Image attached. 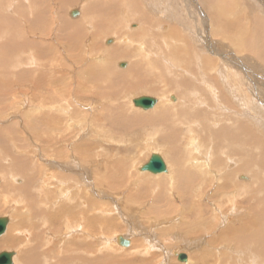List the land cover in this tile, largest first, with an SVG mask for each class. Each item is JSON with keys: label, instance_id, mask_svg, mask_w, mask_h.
Segmentation results:
<instances>
[{"label": "rangeland", "instance_id": "1", "mask_svg": "<svg viewBox=\"0 0 264 264\" xmlns=\"http://www.w3.org/2000/svg\"><path fill=\"white\" fill-rule=\"evenodd\" d=\"M1 1L6 4L11 3V0H0V5ZM35 1L36 4H41L46 7L45 12L47 10L50 11V13H47L48 16H51L54 20H59L58 10L60 3L57 0ZM101 1L102 2L98 0V3H96L93 8H89L88 11L86 8L83 9L75 3L72 5L66 4V9L61 12L62 22L63 26L69 25V22H75L77 28H69V30L75 32L73 38L67 39L69 41H61L55 32H52L50 36L43 37L39 34L37 38L40 37V39H37V42H40L42 46H48L49 50L43 52L42 48L28 49V54H24V57L33 55V58L31 59L36 57L42 59L47 58V60H51L53 63H59L63 66V70H54L51 68V70H53L52 72L47 73L45 70L42 71L44 72L45 79L60 73L55 77L58 79L61 77L62 82L60 85L66 84L65 88L68 92L65 94L71 95L69 110L71 111L73 118L70 122L68 124L66 122L59 123V126L54 131H47L42 124L38 123L37 125H34L36 133H33L30 129V123L35 116L30 112L31 108L29 104L20 106L14 111L4 108L8 114L6 116L1 113L3 109L0 107V134L2 137L0 138V191L6 193L5 187L10 185V182L19 187H23L25 184L31 185V191L26 189V192L30 193L26 199L23 197L25 190L22 193L14 192L11 195H0V205L7 203L0 209V217H6L9 220V226L6 232L0 236V253H11V257L12 254L16 255L18 252H25L23 253L24 255H29L28 250L31 248L30 242H24L21 245L17 242L14 245L12 244V240L16 239V235L20 233L17 231L21 229L23 225L29 224V221H26V212L50 211L51 207L49 206V203L54 196H57L59 199V194L61 192L60 186L64 182V180L61 181L57 178V173L59 172L64 175L67 171H71L72 174H70V177L73 178L75 173L80 171L79 164L74 162L75 159L82 160L87 155H90L94 162L104 160L116 169L117 177L112 181V183L116 185L115 187L118 188V184L124 183V187H122L123 190L110 191L111 195L118 196L122 199L120 202L123 203V208H125L123 210L121 207L124 213H121L120 210L117 211L118 207L116 205L113 208H104L105 210H103L100 205L105 220L112 219L113 217L116 220V226L109 231L107 239H112V241H115L119 247H123L120 244V240L124 238L120 237L117 241L118 236H125L132 239L133 244L141 243L144 241L143 239H145L146 242L144 243L146 246L149 245L150 247L147 246L148 248H144L152 250L148 256L155 255L159 261L158 264H186L181 263L177 256L173 254L174 252L181 253L183 251L188 254L190 260L194 255H198L199 257H208V264H219L217 258H213L212 247L209 246V243L212 242V238L222 231V225H217L214 222L213 213L217 208H222V212L231 211L232 204L222 199V206L220 205L222 197L217 193H213L215 187L218 186V184L216 185V181L212 180L214 177L207 179L205 183H200L199 177L194 175L193 184L190 182L193 181L192 176L183 179L185 173H179L176 171L181 166L189 167L192 165L191 162L194 161V157H199L198 161L202 163V156L193 157L190 152L186 150L188 149V143L192 138V135H190L192 133L190 132L195 133L197 142H200L201 145L204 143L202 154L207 156L210 151L209 154L212 157L207 158L213 166L218 164L214 159L216 158L219 160L221 155H223V152H230L232 154V147H230V151L228 148L223 152L221 151L223 148L222 145L224 146V144L228 143L223 141V143L220 142L221 140L218 136L220 138L222 137V127L226 126L225 123H227L228 117L230 114H233L236 117L234 121L241 122V124L246 126L244 130L248 139L251 141L249 148H247L248 153L251 154L252 146L256 156V158H254L255 165L259 166L262 171L255 174L243 173L242 175H238L235 178L237 182L235 180L226 179L224 180L222 189L237 193L236 197L233 199H237L236 201L239 204L248 207L247 209L250 211L252 206L247 202L250 198H248V196L255 197L257 193H263L264 196L262 190L258 192L259 190L254 188L247 191L241 188V185L238 184V182L250 184L253 180L258 179L257 185H260L259 183L264 180V126L261 127L260 125H257L254 118L247 119L245 117V114L249 111V109L247 110V105L250 104V100H252L251 106L252 111H254V108H259L261 104H264V99L258 101V99H256L251 93L258 85L254 78L246 76L242 69L238 70L232 67L228 62L222 60L221 56L213 57L214 53L218 52L222 54L224 52L221 48V45L223 44L227 46V49L229 46V49L226 50H230V52L226 54L228 59L231 58L232 55L238 56L246 53L247 55L253 56V58L256 59L257 64L264 67V0H257V3L253 1V6L255 3L258 5L257 7H253L254 12L253 9H251L252 4L249 3L251 2L250 0L249 2L246 0V3L244 0H227L230 2V5H223L227 14L240 12L239 16L231 18V20H241V34H246V40L235 48L234 46L236 45V42H234V38H231L232 36H230L228 32L225 33V31L222 30V34L212 35L213 28H211L209 32L207 31L208 34L213 37V40L222 43H220L221 45L216 51L209 50V47L206 46L203 49L205 50V53H201L200 51V40H204L207 37L205 36L204 30V28H206L205 24L201 22L202 20L200 16L198 17L195 11L190 12L188 10L185 0H157L158 3L156 0H142L143 6L141 9L145 6L155 9L157 14H159L156 17L160 19V22L165 24L168 23V25L171 24L180 30L182 29L184 34L187 35L184 36V40L190 46L189 48L191 49L193 44L194 50L198 52L196 53L198 54V58L200 55L199 53H201L204 60L208 59V61L205 62L203 60L196 61L194 58L187 65L188 67H191L188 74L183 70V67L179 66L177 68H182L181 74L185 73L182 75L184 80H190L193 82L191 83L192 89H197L194 94L190 93L195 97L190 100V107L201 105V109H206V113L204 115L196 114L191 119L190 111L180 115V117L176 114V121L174 115L170 113V107L178 106L181 102L179 101L180 98L184 99L183 95H181L177 89L171 87L170 81H173L176 77H180L175 75L174 71H176V68H174L173 64L171 65L172 62H170V65L173 66L174 69L169 66L168 60H162V58H160V52L158 55L159 57L156 58V54L154 55L156 60H159L157 63L155 60V63H159L158 65L161 67L159 70L156 69L157 72L150 69L151 72L147 74V71L150 70H148V67L146 66L142 75L144 77L143 81L138 82V79H123L120 73L128 71L133 63L130 56L116 60V53L121 48L125 47L129 41L132 48L134 46L136 47V42L138 40L136 38L134 39V36H129V34L126 33L128 29L125 27L120 30L121 32L119 31L116 34L117 38L113 33L104 32V29L110 25V22L105 20V16L108 14L105 9H107V11L110 10L111 12L109 19H112L113 16L115 19H119L121 17V12H123V9L126 7H123L125 4L124 0ZM26 3L34 5L33 2L26 1ZM217 4L222 6L223 3L220 0H210L209 3L203 7L206 9L208 16L212 20ZM74 8L81 11L82 15L79 13L78 15L70 14L68 16L67 12ZM115 8H117V10L114 13ZM166 8L173 11V14L176 17L168 14V12L165 11ZM191 8L193 7L191 6ZM24 10L26 9L24 8ZM19 12L22 13V10ZM5 13L6 12H4V15ZM85 13L94 20L91 21L93 25L91 26L92 30H90V32H87V27H84V25L81 24V20L83 16H85ZM115 16H117V18ZM126 18L127 17L124 14L123 24L129 23L130 21L138 24V20L134 21V19L130 17ZM78 21L80 22L76 23ZM189 23L193 24L197 31H188L185 25ZM202 23L204 27L201 30L199 27ZM49 24L51 23L49 22ZM51 27L54 28L52 25ZM29 32L30 30H28V33ZM186 32L189 33L187 34ZM24 33L25 31L22 32L21 35H25ZM195 34H198L199 36H196ZM67 37H69L68 34ZM108 40L114 41L109 44L107 42ZM180 47L181 48L176 49V55H179L185 50L182 45H180ZM108 49L111 51L108 52ZM58 53H61L60 59L57 56ZM128 53L131 55V52ZM208 53H211L213 56L211 57ZM14 56L15 54L12 55L14 60L12 59L10 61V65L6 64L7 66L5 65V68H0V71L1 69L4 71V73L0 72V91H3V93H0V97L6 92H9L8 94H13V92L10 91V88L12 87L10 78L4 83L1 80V78L6 79L4 77L6 72H21L30 69L32 66V62L27 61L18 69H15L13 65L18 61H15ZM216 60L218 61L215 63ZM122 63H125L124 68H122ZM104 64H107L111 68V71H115L116 76L110 78L107 73L108 70ZM141 64L143 65V62ZM158 65L154 66L160 68ZM58 67H60V65ZM167 67L173 69V76L170 75L169 77L171 72L169 74L163 72V69H167ZM91 68L94 69L93 73L97 74V77H99L95 84H92L89 81V77L85 76V71L91 70ZM251 68L255 69L254 67ZM206 69H208V71H206ZM151 73H153V75L148 76L151 75ZM162 74L165 78L159 79L158 77ZM230 74L232 75L230 76ZM145 76H147V81H145ZM191 76L194 77L192 78ZM150 77H153L154 79L152 78L151 80ZM155 78H157V82L155 81ZM234 79L238 80L240 84L238 88L240 94L238 96H235L234 91H232V88L235 86ZM258 80L262 81L263 79L262 77H258ZM196 81L198 82L196 83ZM79 83L83 85V91L81 93L77 91ZM196 84L198 86H196ZM206 84L210 87H216L220 91V95L218 96L212 91L208 93L206 90ZM227 87L230 88L232 93L228 92L230 90ZM17 88L18 87L16 86L15 90ZM22 88L27 91L31 90L30 86H23ZM243 90H246V94L243 93ZM30 96H33L34 98H42L39 94L32 93ZM142 96L156 98L158 99L159 104L162 102L167 108L165 112L162 111V114L166 116L167 119L159 121L158 116L150 122L151 126L149 123H141V121L145 120L144 118L148 112L153 111L154 108L144 109L136 107L133 101ZM243 96L250 99L248 103H242L240 101L244 98ZM221 100L224 101L222 102ZM14 101L11 100L9 103L15 105ZM181 103L185 104L186 101L184 102L183 100ZM227 103L229 104L227 105ZM132 105L135 109L140 111L135 112ZM229 105L233 107L231 110L233 111L234 109L236 113H230L226 109L229 108ZM201 106L195 108L194 111L199 110ZM222 107H224V109ZM45 109L48 111L46 105ZM88 109H94L95 111L90 115L87 111ZM259 117L264 121V110L259 109ZM35 118H38V116ZM240 118H242L241 121H239ZM122 119H125V122H122ZM186 121L189 124L186 123ZM180 122H182L181 125ZM215 122H217L216 124L219 127L216 126ZM125 123L132 125V127H125ZM210 123H212V125ZM186 124H188L189 127ZM149 128H151L150 131H148ZM137 135H145L147 138H138ZM29 138H32V141L29 142ZM89 139L91 140L90 142L88 141ZM257 140H260L263 144L258 143ZM58 143L59 145H57ZM220 143H222V145ZM60 148L61 150H59ZM101 149H104L103 153L100 151ZM153 154H158L165 158L169 174H174L172 172H176V176H174L175 180L172 183L166 179L167 175L152 174L149 171H144L142 169V167L148 163ZM214 156L215 158H213ZM225 158H227L229 162L235 164L244 163L240 156L234 154L231 156H225ZM57 160L61 162V168H57L56 165H54ZM228 160L225 162H228ZM83 163L85 162L83 161ZM40 164H43V168H40ZM101 165V162L98 165L93 164L95 169H98ZM19 167H21V172H19ZM232 167L230 168L233 169ZM29 170L34 176L32 183L29 181V178H26ZM23 171L26 172L23 173ZM79 183L84 188V181L80 180ZM203 186V189H206L205 192H201ZM193 195H195L194 198ZM27 201L29 203H27ZM73 204L74 201L70 200L66 207L70 208ZM195 205L197 209L199 206H206L208 208V211L204 213L203 218L201 217V211L198 210L197 214L194 215L192 211H190L189 206ZM37 218V214L32 217L33 220H36ZM63 221L64 218L62 216H55L53 227H48V225L43 227V244L54 245V242L58 240H54L53 235H51L54 231L58 229L65 231L68 226H74V221L66 223H63ZM190 221L197 225L195 227L188 225ZM230 225L231 223L228 224V226ZM242 225L243 223H235L236 227ZM107 228L108 226L105 224L100 223L99 225H96L95 235L97 237H103L102 235L107 232ZM205 228L208 232L205 231ZM97 237L92 236V238L87 240H92L94 243L98 240L99 245L100 240ZM5 238H11V241L3 242ZM18 238H23V236L18 234ZM198 240L201 241L199 246L195 245ZM222 242V246L218 248L220 250L222 248L228 250L230 246L229 241ZM141 246L142 244L140 246L138 245V251L141 250ZM258 247L264 256V241H262ZM192 248L199 249L191 250ZM234 249L235 248L233 247V250ZM133 250H129L128 252H132ZM113 252L122 255V251L117 252V247ZM128 255L127 257H130ZM149 258L150 257H148V259ZM198 259L200 258H196L195 260ZM223 262L221 263L223 264ZM246 262L247 261L241 260L238 261V263L235 262L233 264H245ZM262 263L264 264V262Z\"/></svg>", "mask_w": 264, "mask_h": 264}, {"label": "bare ground", "instance_id": "2", "mask_svg": "<svg viewBox=\"0 0 264 264\" xmlns=\"http://www.w3.org/2000/svg\"><path fill=\"white\" fill-rule=\"evenodd\" d=\"M26 1L33 2L34 5L26 3ZM57 1L60 3L59 10H58L59 20H54L51 18V16H48L47 13H50V11L47 10L45 12L46 7L41 4H36L35 0H11L10 4L9 3L6 4L3 1H1V5H0V13H1L0 14V68L4 67L6 64L10 65V61L13 59L12 58L13 54H15L14 56L15 61H18L15 63V65H13L15 69H18L20 66H22L27 61L32 62V66L30 69L24 70L21 72H15V73L13 71H11V73L6 72V74H4L5 75L4 77L6 79L1 78L3 83L7 79L10 78L11 86H12L10 88V91L13 92V94L11 93L8 94L9 92L8 93L6 92L2 95V97H0V107L3 109L1 113L6 116L8 114L6 113L7 111H5L4 108H7V110H10V111L11 110L14 111L16 108H19L20 106L29 104L31 108L30 112L33 113L35 117L38 116V118H35V117L32 118V121L30 123V129L33 133H36V129L34 125H37L38 123L42 124L47 131L56 130V128L59 126V123L61 122H66L68 124L70 120L73 118V115L71 111L69 110L71 95L65 94L68 91L65 88L66 84L60 85V83L62 82L61 77L59 79L55 77L59 75L60 73H57L55 76H51L49 78L47 77L46 79L44 78V72H43L44 70L47 73L53 71L51 70V68H53L54 70H63L64 68L63 66H61V64L53 63L51 60H47V58L42 59V58L36 57L34 58L35 59L34 60V59H31L33 58L32 57L33 55L24 57V54H28V49L31 50V49H36V48H42L43 52H47L49 50L48 46L46 45L42 46L40 42H37V39H40V37L37 38L39 34L41 35V37H43V36H50L52 32H55L57 36H59L58 38L61 41L63 40L69 41L67 39L73 38L75 32L69 30V28H73V27L77 28V26L75 25V22H69V25H64V26L62 22L61 12L62 10L64 11L66 9V6H67L66 4L72 5L75 3L76 5L81 6L83 9L86 8V10L88 11L89 8H93V6H95V4L98 3L97 2L98 0H65V1L57 0ZM99 1L102 2L101 0ZM124 1H125V4L123 3L124 4L123 7H126V8L123 9V12H121V17L119 19H115L114 16L112 17V19H109V16H111V12L110 10L107 11V9H105V11L108 13L105 16V20L110 22V25L104 29L105 33H113L115 34V37H116V34L125 27L126 29H128L126 33L129 34V36H134V39L136 38L138 40L136 42L137 43L136 47L133 45L134 46L133 48L131 46L130 41L127 44L123 42L124 44H126V46L121 48L116 53V56H115L116 60H120L127 56H130L132 63H133V65L130 66L131 68H129L128 71L120 73L122 78L126 80L138 79V82H141L144 80V77L142 75H143L144 69H146V66L148 67V70L151 69L152 71L157 72L156 69L159 70L161 69V67L158 65L159 63L156 64L159 61V60H156V58L159 57L158 55L161 52L160 58H162V60H168L169 66L171 68H173V66L174 68H176L175 69L176 71H174L175 75L180 76L179 78L176 77V79H174L173 81H170L171 87H174L175 89H177V91L181 95H183L184 99L180 98L179 96L180 98L179 101L181 102H183V100L184 102L186 101L185 104L180 102L178 106L170 107L171 108L170 113L174 115V119H175L176 114L180 117V115L185 114L188 111L191 112L190 119L193 118L194 115L196 114L204 115L206 113L205 111L206 109H201L202 108L201 105L190 107V100L195 98L193 94L194 92L197 91V89H194V90L192 89L191 83L193 82H191L190 80H184V77L182 75H184L185 73L181 74L182 68L181 69L180 68L177 69V68L179 66L183 67V70L186 72V74H188L189 69H191V67H188L187 65L194 58L196 61L197 60L199 61L203 60L205 62L208 61V59L204 60V58H202L201 53H205V50L203 49L207 46L209 47L208 48L209 50L216 51V49H218L219 46L221 45L220 43H222V42L219 43L213 40L212 39L213 37H211L210 34H208L211 28H213L212 35L222 34V30H224L225 33L228 32V34L232 36L231 38H234L233 40L234 42H236V45L234 46L235 48L241 45V43H243L246 40V37H245L246 34H241V29H240L241 20H234V21L231 20V18L239 16L240 12H232V13L227 14L226 9L223 5L229 6L230 2H228L227 0H220L223 4L222 6L220 4H217L216 10L214 12V17L212 20L208 16V12H206V9L203 8L205 5L209 3L210 0H185L186 5L188 6V10L190 12L195 11L198 17L200 16L202 20L201 22H203L206 27L204 28V30H205V36L207 37L204 39L205 41L203 39L200 40L201 41L200 42L201 53H199L200 55L198 58L197 56L198 54H196L198 52L194 50L193 44H192V48L190 49L189 48L190 46L187 44V42H185L184 36L186 34H184L182 29L180 30L179 28H176V26H173L171 24L168 25V23L165 24L163 22H160L159 21L160 19L156 17L159 14H157L155 9L148 8L147 6L141 9V7L143 6L142 0H124ZM245 1L246 0H244V2ZM247 1L249 2V0ZM250 1H251L249 2L250 4H252L253 1L257 3V0H250ZM256 3L254 4V6L252 4L251 5L252 8L251 7L250 8L253 9V7L255 6L257 7L258 5H256ZM191 6L193 8H191ZM24 8L26 10H24ZM21 10H22V13L19 12ZM116 10L117 8H115L114 13ZM165 11L168 12V14H171L174 17H176L173 14V11L167 8L165 9ZM4 12H6L5 15H4ZM68 12H67L68 16L70 14L78 15L79 13L82 15V12L77 10V8L70 9ZM253 12H254V9H253ZM124 14L127 18L130 17L134 19V21L138 20L137 22L138 24L132 23V21H130L129 23L123 24ZM35 17H38V18H35ZM115 17L117 18V16ZM91 21H94L93 18L91 19V17L87 15V13H85V16H83L81 20V24L84 25V27H87L86 28L87 32H90V30H92L91 26L93 25V23ZM49 22L51 24H49ZM79 22L80 21L76 23H79ZM191 23L185 25L186 29L188 31L190 30L193 32L197 31L195 29V26ZM203 23L199 27L201 30L204 27ZM51 25L54 28H52ZM28 30H30L29 33H28ZM24 31H25L24 33L25 35H21V33ZM67 34L69 37H67ZM113 41L114 40H108L107 42L111 44L113 43ZM180 45H182L183 48H185V50L182 51L179 55H176V49L181 48ZM221 48L224 51L222 54L218 52L217 53L213 52L214 56L211 53H208V54L211 55V57L221 56L222 60L228 62L229 65H231L232 67L238 70L242 69L244 71L243 73L246 76H249V77L251 76L252 78H254L258 85L253 89L251 93L255 96L256 99H258V101H262V99H264V67L262 65L257 64V61L256 59L253 58V56L247 55L246 53L238 55V56L232 55L231 53L232 57L228 59L226 57V54H228L230 50L229 51H226V50L229 49V46L227 49V46L222 44ZM107 51L110 52L111 50L108 49ZM128 52H131V55ZM155 54H156V58L154 57ZM57 56L60 59L61 53H58ZM155 60H156V63H155ZM141 61L143 62V65L141 64L142 63ZM217 61L218 60H216L215 63ZM170 62H172L171 65L173 64V66L170 65ZM122 64H124V67H125V63H122ZM59 65L60 67H58ZM104 65L108 70L107 73H108V76H110V78L116 76L115 71H111V68L107 64H104ZM154 65H158L160 68ZM124 67L122 66V68ZM251 67H254L255 69H252ZM171 68L167 67V69H163L164 71L163 70L161 71L166 72V74H169L171 72L169 74V77H170V75L173 74V69H174V68L173 69ZM151 70L147 71L148 73L147 72L146 73L149 74ZM206 71H208V69H206ZM0 72L4 73L2 69ZM93 72H94L93 68H91V70H86L85 76L89 77V81L92 84H95V82H97V79H99V77H97V74H94ZM152 75L153 73H151V75H148V76H152ZM231 75L232 74H230V76ZM156 76H157V73H156ZM52 77H55V78H52ZM145 77H146L145 81H147V76ZM258 77H262L263 80L262 81L258 80ZM150 78L152 80L153 77H150ZM158 78L164 79L165 76L162 74ZM155 79H156L155 81L157 82V78ZM159 82H162V81H159ZM197 82L198 81H196V83ZM234 83H235V86L232 88V91H234L235 96H238L240 94L239 89H238L240 84L238 80H235ZM16 86L18 88L15 90ZM23 86H30L31 90L27 91L22 88ZM196 86L198 85L196 84ZM227 88L230 90L229 87ZM206 90L208 93L212 91L214 94H217L218 96L220 95V91L216 87L214 88V86L210 87L209 85H207ZM77 91L80 93L83 91L82 84L80 83L78 84ZM228 92H231V90ZM0 93H3V91H0ZM32 93L39 94L42 96V98H34L33 96H30V94ZM190 93H193V94H190ZM243 93L246 94V90H243ZM142 97H147V96H142ZM243 97L244 98L241 99L240 101L242 103H248L250 99L246 98L245 96ZM11 100L12 101L15 100L14 101L15 105H13L12 103H9V101ZM251 103H252V100H250V104L247 105V110L249 109V111L247 114H245V117L247 119L254 118L255 121L257 122V125H260L261 127H263L264 121H262L259 117V109L264 110V104H261L259 108L258 107L254 108V111H252ZM131 104H132V101H131ZM228 104L229 103H227V105ZM45 105L48 107V111L45 109ZM135 106L144 108V109H150L154 107L153 111L148 112V114L144 118L145 120L141 121V123H149L151 126L150 122L156 119L158 116H159V121H163L167 119L166 116L162 114V111L165 112L167 110L166 106L162 104V102L159 104L158 99L156 98H154L153 104L151 103L147 107H141L136 104ZM199 106H201L200 109L197 111H194V109ZM228 107L229 108H226V109L230 113H236L234 109L233 111L231 110L233 108L231 105H229ZM222 108L224 109V107ZM133 109L135 112L140 111L138 109H135L134 106H133ZM87 111L90 115H92L95 110L88 109ZM235 118L236 117L233 114H230V116L228 117L227 123H225L226 126L222 127V137L220 138L218 136V138L221 140L220 142L223 141L225 143H228V144H224V146L222 145L223 142L220 143L223 147L221 151L223 152L227 148L230 151V147H232L231 148L232 154L240 156V158H242L244 162L243 164H235L233 162H229L228 159L230 158L227 157L228 158L227 159L225 158V156H228V155L231 156L232 154L230 152L229 153L223 152L224 157L223 155H221L219 160L216 159L215 156L213 157L215 158L214 160L218 162L217 165L213 166L211 162L208 161V158H207V157H212L209 154L210 151L207 154V156L202 154L203 153L202 147L204 143L201 145L200 142H197L195 133L190 132L192 133L190 134L192 135V138L189 141L188 149L186 150L189 151L193 157L202 156L201 162L203 164L198 161L199 157L198 158L194 157V161L191 162L192 165H190L189 167L181 166L177 169L176 172L185 173L183 179L185 177L192 176V180H193L194 175H197L200 179V183H205L207 179L214 177L212 178V180L216 181V185L218 184V186L215 187L213 193H217L219 194V196L222 197L220 200V205L222 206V199L232 204L231 211L222 212V208L221 209L217 208L214 210V213H213L214 222L217 225H222V231L218 235L214 236L212 238V242L209 243V246L212 247L213 258H217V262H219V264H222L221 262L223 261H224L223 264H226V263L233 264L235 262L238 263V261H241V260L247 261L245 264H263L262 262H264V256H263L262 251L259 250V247H258L260 246L261 242L264 241V207H263L264 196H263V193H257V195L255 196L256 198L254 196H248V198L249 197L250 198L247 200V202L252 206V209H251L252 213H251V211L247 209L248 207L239 204L236 201L237 199H233L236 197L237 193L229 192L227 190L222 189V185L224 184V180L226 179L235 180V178L238 175H242L243 173L255 174V173L262 171L259 166L255 165L254 158H256V156L254 154L252 146H251L252 148L251 154L248 153L247 148H249L251 141L250 139H248L247 134L244 130L246 126L241 124V122L234 121ZM241 119L242 118H240L239 121H241ZM122 122H125V119H122ZM181 123L182 122H180V125ZM186 123L188 122L186 121ZM216 123L217 122H215V124ZM210 124L212 125V123ZM130 126L132 127V125L125 123V127L130 128ZM216 126L218 125L216 124ZM150 130L151 128L148 129V131ZM137 137L143 138V139L147 138V136L145 135H137ZM0 138H2L1 134H0ZM28 141L29 142L32 141V138H29ZM88 141L90 142L91 140L89 139ZM257 142L260 144H263L260 140H257ZM57 145H59V143ZM59 150H61V148ZM100 151L103 153L104 149H101ZM91 158L92 157H90V155H87L82 160L75 159L74 162L76 164H79L78 166L80 167V171L75 173V176L73 178L70 177V174H72L71 171H67L64 175L59 172L57 173L58 175L57 178H59L61 181L64 180V182L60 186L61 192L59 194V199L57 198V196H54L49 203V206L51 207L50 211L26 212L27 214L26 221H29V224L23 225L22 228L17 231V232H20L18 234L20 236H23V238H18V234H17L16 239L12 240V244L14 245L17 242L19 245H21L24 242H27V243L30 242L31 248L28 250L29 255L27 254L24 255L23 253L25 252H21V253L18 252L16 255L12 254V259H11L12 264H158L159 261L155 255L148 256L152 252V250L145 249L147 246H149V245L146 246V244L144 243L146 242L145 239H143L144 241L142 242L140 241L141 243L133 244L132 239L125 237V236H118L117 241L120 237H122L125 239V241L127 240L129 242V245L127 246V245L122 244L121 242L122 239L120 240V244L123 247H128V248L119 247L115 241H112V239H107V237L109 236V231L114 229L116 226V220L114 217L112 219L105 220L102 214V209L100 208L102 207L103 210H105L104 208H113L116 205L118 207L117 211L120 210L121 213H124L123 210L125 208H123V203L120 202V200L122 199L119 198L118 196H113L110 193L111 190H123L122 187H124V183L118 184L119 186L118 188L115 187L116 185H114L112 181L117 177L116 169L113 166H111L108 162H105L104 160L94 162ZM162 158L164 159L166 163L165 158L164 157ZM226 160H228V162H225ZM83 161L85 163H83ZM100 162L102 163V165L98 169H95L93 164L98 165ZM54 165H56L57 168H61V162L59 160H57L56 164L54 163ZM230 167H232L234 170L231 169ZM40 168H43V164H40ZM19 172H21V167H19ZM25 172L26 171H23V173ZM176 172H172L174 174H171V173L169 174L168 171H166L165 173H160L158 175H161V174L167 175L166 179L172 183L175 180L174 176H176ZM26 178H29V181L32 183L34 176L30 172V170ZM80 180L84 181V188L80 185L79 183ZM257 180L258 179L253 180L250 184L243 183V182H238V184L241 185V188L247 191L257 188L259 190L258 192H260L261 190L262 192H264V180L259 183L260 185H257ZM190 182L194 184V180ZM9 184L10 185L5 187L6 193L0 191V195H4V194L11 195L14 192L22 193L24 192V190H25V193L23 197L25 199L30 195L29 192L28 193L26 192V189L31 191V185L25 184L23 187H19V186L13 185L12 182H10ZM203 188L204 186L201 188V192H205L206 189H203ZM225 195H228V196H225ZM194 197L195 195H193V198ZM70 200H73L74 204L72 207L67 208L66 205ZM27 203L29 202L27 201ZM6 204L7 203L1 204L0 209L3 208ZM121 207L123 208V210L121 209ZM189 208H190V211H192L193 215L197 214L198 210L201 211L202 218L204 217V213L208 211V208L206 206H199L197 209L195 205V206H189ZM35 214L38 215V218L36 220H33L32 217ZM55 216H62L64 218L63 223L74 221V226L73 227L68 226L65 231L61 229L54 231L51 235H53L54 240L55 239H58V240L54 242V245L53 244L45 245L43 244L44 235L42 233V229L46 225H48V227H53ZM100 223L108 226L107 232L102 235L105 238L97 237L95 235V227L96 225H99ZM230 223L231 225L228 226V224ZM235 223H243V225L240 227H236ZM188 225L195 227L197 224L190 221ZM8 226H9V223H8ZM205 231L208 232L206 228H205ZM92 236L97 237L100 240L99 245H98V240L96 243H94L92 240H89V241L87 240L89 238H92ZM7 241H11V238H5L3 240V242H7ZM222 241H229L230 246L228 250L226 248H222L221 250L218 248L222 246V243H223ZM141 244H142L141 246L142 248H140L141 250L138 251L137 247L138 245L140 246ZM200 244H201V241L199 240L197 243H195V245H198V246ZM116 247H117V252L122 251V255H119L113 252V250H115ZM233 247L235 248L234 250H233ZM133 249H137V250H133ZM198 249L199 248H195V249L192 248L191 250H198ZM129 250H133V251L128 252ZM144 254H147V255H144ZM173 254H175L178 259L181 254L186 255L185 261L179 260L181 263L208 264L207 262L208 257H203V256L199 257L198 255H194L192 259L190 260V257L188 256V254L184 251L181 253L174 252ZM127 255L130 257H127ZM148 257L150 258L148 259ZM196 258H200V259L195 260ZM244 258H247V259H244ZM211 261H212V258H211Z\"/></svg>", "mask_w": 264, "mask_h": 264}, {"label": "water", "instance_id": "3", "mask_svg": "<svg viewBox=\"0 0 264 264\" xmlns=\"http://www.w3.org/2000/svg\"><path fill=\"white\" fill-rule=\"evenodd\" d=\"M124 67V64H122ZM154 98L151 97H140L134 101V103L138 106L141 107H147L151 103L153 104ZM142 169L144 171H149L152 174H160V173H165L167 171L166 163L162 156L158 154H153L146 163ZM9 220L6 217H0V236L6 232L7 226H8ZM122 244L123 245H129L128 241H125L122 239ZM11 253H0V264H12L11 261ZM180 261H185L186 260V255L181 254L179 256Z\"/></svg>", "mask_w": 264, "mask_h": 264}]
</instances>
